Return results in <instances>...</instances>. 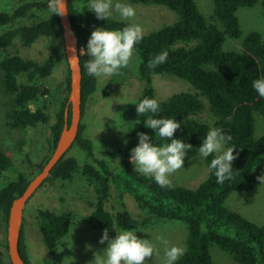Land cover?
I'll return each instance as SVG.
<instances>
[{"label":"trees","instance_id":"trees-1","mask_svg":"<svg viewBox=\"0 0 264 264\" xmlns=\"http://www.w3.org/2000/svg\"><path fill=\"white\" fill-rule=\"evenodd\" d=\"M76 1L69 0L68 10L77 36L83 117L85 102L95 92L97 78L87 73L84 63L88 57L86 51L82 53L80 50L86 49L87 39L95 27L116 29L131 22L110 18L98 20L88 7L76 6ZM128 1L162 5L178 16L173 24L143 35L134 45L139 58V79L145 83L139 100L145 96L156 99L151 86L152 77L156 74L187 80L199 94L179 92L165 100H158L160 110L157 115L174 116L175 120L182 121L173 135L196 150L210 127H220L229 133L232 139L227 146L236 147L233 149L232 177L218 183L209 171L208 165L215 153L204 158L208 175L195 189L171 183L161 187L151 176L138 173L129 161V149L138 143L137 132L149 133L156 143L166 141L143 124L147 118L145 114L137 113L136 121L140 122L126 134L127 143L119 148V164L116 163L114 169L106 160L94 156L93 143L83 136L84 126L81 123L73 146L84 152L85 162L79 166L77 158L68 152L55 165L44 184L70 180L80 170L94 192L93 200L88 202L91 211L84 218L85 225L91 229L104 230L111 226L136 229L151 225L153 217L185 224V250L174 264H215L210 252L212 245L230 254L237 264H264V224L258 225L224 204L232 192L252 191L261 182L257 177L264 175V134L259 138L254 136L253 117L254 113L264 117V97L252 87L254 79L264 76V39L258 31H250L242 41L241 50L223 49L227 37L237 40L242 36L237 10L253 7L258 0H212L213 12L209 18L200 12L195 0ZM261 6L264 13V0H261ZM34 12H45L46 15L21 24ZM0 26L4 28L0 32V53H5L0 57V86L5 94L12 96V105L6 113L9 124L18 130L48 126L49 155L39 163L37 173L49 158L64 123L68 76L65 96L56 110L48 103L51 92L43 84V80L64 61V56L59 49H54L43 61H37L6 52L15 42L22 47H30L38 39L50 38L55 32L61 37L62 28L54 0L25 1L9 12L1 11ZM162 50L168 52L165 62L149 67L151 59ZM200 95L206 98L208 107L199 98ZM41 98H45L46 103L39 106ZM32 105L35 107L32 108ZM204 109L209 111L211 122L183 121L184 117L199 114ZM168 139L170 141L171 138ZM0 172L15 174L14 179L0 188L1 230L7 222L12 201L24 191L33 176L30 178L18 171L13 159L2 150ZM113 186L120 194H129L144 216L134 217L123 201L120 208L112 213L107 203ZM35 218L44 246L52 255L51 264H59L55 251L58 241L69 233V213L38 208ZM0 248L6 249V245L1 244ZM19 252L25 263L30 264L23 245L22 228Z\"/></svg>","mask_w":264,"mask_h":264},{"label":"rangeland","instance_id":"rangeland-1","mask_svg":"<svg viewBox=\"0 0 264 264\" xmlns=\"http://www.w3.org/2000/svg\"><path fill=\"white\" fill-rule=\"evenodd\" d=\"M25 1L31 0H0V12H9ZM195 1L200 12L209 18L213 12L212 0ZM124 2L133 5L135 15L123 18L114 11L109 18L140 24L143 35L171 25L178 19L175 12L162 5L134 4L128 0H124ZM75 5L88 7V0H78ZM45 15V12H34L21 21V24H26L32 19L42 18ZM236 16L240 23L242 36L237 40L227 37L223 45L225 51L241 50L242 41L250 31H258L264 39V13L261 0H258L253 7H240ZM218 26L221 28L219 24ZM3 30L4 28L0 26V32ZM54 49L63 51L61 37L57 32L50 38L38 39L30 47H22L18 42H15L7 49L6 54L17 53L26 58L43 61L52 54ZM3 54L5 53H0V57ZM138 64V55L133 51L127 66L121 69L120 75L96 77V90L85 102L81 120L84 126L83 136L92 141L94 156L97 159L106 160L112 169L117 163L116 158H119L118 150L124 145L122 141L126 140V134L137 124L136 106L128 101L138 102L145 87V83L139 79ZM67 76L66 64L63 61L56 66L51 75L43 80V84L51 92L48 103L55 110L60 107L65 96ZM151 86L157 100H165L179 92L199 94L187 80L173 75L156 74L152 77ZM199 98L208 107L206 98L201 95ZM45 103V98H41L38 105L41 106ZM11 105L12 96L5 94L0 86V150L13 159L18 171L31 178L35 175L39 163L49 155L48 126L39 125L27 127L24 130L13 128L6 115ZM34 107L32 105V108ZM253 117L254 136L259 138L264 134V117L258 113H254ZM183 121L186 123L211 122L212 117L209 111L204 109L199 114L184 117ZM128 129L130 130L127 131ZM186 151L183 167L169 174V180L173 185L195 189L206 179L208 171L204 158L198 155L196 149L191 148ZM69 153L77 158L79 166L86 160L84 152L76 146H73ZM14 178L15 174L13 173L0 172V188ZM93 196V187L80 170L70 180H57L44 184L33 195L22 222V240L30 264H51L52 262V255L44 246L42 235L37 226L35 214L38 208L49 209L56 213H69L71 219L69 233L58 241L55 251L59 264H88L93 259V253L106 246V241L103 244L99 242L103 230L91 229L84 223L85 216L91 211L88 202L93 200ZM122 201L134 217L144 216V212L129 194H120L113 186L107 208L115 213L120 208ZM224 204L230 210L256 224H264V181H261L252 191L232 192ZM115 228L118 229L116 226L107 228L110 237L115 235ZM71 229L70 240L68 237ZM136 229L137 236L149 239L154 247L153 255L145 258V264H163L165 253L172 246H179L185 250L187 229L181 222L158 220L153 217L151 225L139 226ZM1 244H5V227L0 230ZM89 245L91 247H88ZM210 252L215 264H237L230 254L222 251L216 245L211 246ZM0 264H10L4 248H0Z\"/></svg>","mask_w":264,"mask_h":264},{"label":"clouds","instance_id":"clouds-1","mask_svg":"<svg viewBox=\"0 0 264 264\" xmlns=\"http://www.w3.org/2000/svg\"><path fill=\"white\" fill-rule=\"evenodd\" d=\"M87 9L94 11L98 20H106L113 15L114 11L123 18L135 15L133 5L124 0H88ZM142 36V27L136 23L116 29L104 26L95 27L87 39L86 49L80 50L82 53L86 51L88 57L84 63L87 73L94 77L120 75L121 69L127 66L133 55L134 45L142 39ZM167 56V50H162L151 59L149 67L164 63ZM71 58L79 59L75 55ZM252 87L258 95L264 97V76L254 79ZM128 102L135 104L138 115H146L147 118L143 124L155 130V133L166 141L156 143L149 133L137 132L138 143L129 149V161L138 173L151 176L161 187L168 186L170 184L169 174L183 167L184 157L187 155L186 150L193 147L185 140L173 135L181 127L182 121L175 120L174 116H158L160 105L155 98L145 96L138 102ZM139 122L136 121V123ZM168 138H171L170 141ZM231 139V135L222 128L210 127L197 149L201 158H207L215 153L208 168L215 175L218 183L231 178L233 174V149L236 147L227 146ZM122 142L126 144L127 140ZM116 161L119 164L118 157ZM257 179L264 181V175L258 176ZM136 232L135 228H115V235L110 237L108 229L105 228L99 242L103 244L106 241V246L94 252L93 259L88 264H145V258L153 255L154 247L149 239L138 237ZM71 233L72 229L69 239ZM183 252L182 247L172 246L166 251L163 264H174Z\"/></svg>","mask_w":264,"mask_h":264},{"label":"water","instance_id":"water-1","mask_svg":"<svg viewBox=\"0 0 264 264\" xmlns=\"http://www.w3.org/2000/svg\"><path fill=\"white\" fill-rule=\"evenodd\" d=\"M69 0H54L59 23L62 28V54L67 68V101L64 108V123L56 144L43 167L28 181L24 191L10 206L5 224L6 255L10 264H26L19 252L20 230L27 202L42 187L55 165L73 147L82 119V72L78 56L77 36L73 30L68 10Z\"/></svg>","mask_w":264,"mask_h":264}]
</instances>
